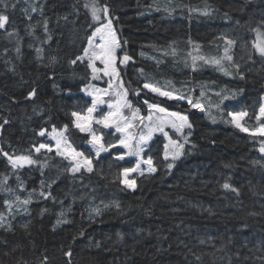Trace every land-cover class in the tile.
I'll return each mask as SVG.
<instances>
[{
  "label": "trees",
  "instance_id": "16d2710c",
  "mask_svg": "<svg viewBox=\"0 0 264 264\" xmlns=\"http://www.w3.org/2000/svg\"><path fill=\"white\" fill-rule=\"evenodd\" d=\"M98 2L109 8L120 56L133 58L118 67L128 101L142 117L149 113L144 101L187 116L191 135L187 129L184 136L190 139L169 169L165 140L156 138L150 147L156 173L139 178L134 191L122 183L133 161L115 159V151L98 159L87 154L93 171L77 173L55 152L34 154L53 127L67 125L71 147L86 155L90 136L74 127L71 113L92 72L77 57L105 22L92 20L90 0H4L0 15L9 21L0 29V149L31 153L39 162L14 170L0 153V180L7 176L14 190L0 191V211L10 197L31 194L25 221L11 218L10 230L0 227V264H264V136L249 133L259 126L264 98V57L253 48L254 29L264 34V0ZM225 48L232 61L224 58ZM144 83L186 97L200 83L231 92L237 96L232 112L248 113L242 125L249 132L228 120L224 101L215 121L156 96ZM33 89L36 95L27 98Z\"/></svg>",
  "mask_w": 264,
  "mask_h": 264
},
{
  "label": "snow or ice",
  "instance_id": "6c2138e0",
  "mask_svg": "<svg viewBox=\"0 0 264 264\" xmlns=\"http://www.w3.org/2000/svg\"><path fill=\"white\" fill-rule=\"evenodd\" d=\"M0 4H4V7L7 8V4L4 3V0H0ZM86 7H90L91 10V17L94 22H99L102 19L101 13L103 17L106 19V22L103 23L101 26L96 27L95 30L87 37V48L83 50V56L77 57V60L83 62L84 58L86 57L89 61L88 67L91 68L92 71V79H100V76L97 74H102L109 78L108 89H113L112 80L116 79L118 81L116 85L115 91L109 90H101L95 88L93 85H89V88L92 90L87 91V94L92 97L91 106L86 109V114L82 115L80 112H72L71 115L75 118L74 120V127L79 129L81 133H86L90 136L88 143L95 149V155L98 158L102 152H109L112 148L117 147L116 142H109L105 144L102 142L103 140V133L100 132L99 128H94L93 125L102 126L104 129H114L116 133H121L122 136L118 138V144L123 146V148L128 149L127 152L123 154H118L114 158L117 160L125 159V156H134L137 157V162L135 163L134 167L124 168L122 175L124 179L122 183H124L128 188L135 190L136 183L135 180H129L128 176L130 173L139 172L140 175H144V170L141 169V164L147 165V171L149 173H154L156 168L153 166V162L151 157L149 156L147 159H144L142 153L145 150V146L147 145L148 141L152 138V134L155 131L162 132L165 136H168V133L164 131L165 127H171L177 133L183 135V129L186 127L189 129L188 135H191V128L192 125L188 123L187 116L181 115L177 112H169L167 108L161 107L158 103L149 104L148 101H144L145 104L148 105L150 110V114L145 118L139 116V109L134 108L130 101H128V89L124 87L123 81L120 79V71L117 67V62L121 65H125L128 62L132 61V57L129 56L126 52L122 54V56H118V50L122 49L121 42L117 36L116 29L113 27L112 18H109V8L107 4L100 5L98 0H90V3L86 5ZM36 11L35 8L32 9ZM208 12H205L204 15H208ZM9 17L7 15H0V29H4L5 25L8 23ZM264 23V22H262ZM45 31H47V22L45 21L44 24ZM257 33V40L253 42V48L256 52L261 56L264 57V34H261L260 29H254ZM12 35V33H9ZM48 39H51L49 36ZM98 39V42H97ZM127 42L125 41V44ZM226 43L228 45H234L236 43L235 40L227 39ZM19 52V49H17ZM39 51V50H38ZM228 61H232L233 57L228 55V48H225V57ZM203 59V57H201ZM97 61L102 65V67H97ZM206 63L209 61H205ZM211 63H215L217 65L221 64V60L213 59L210 61ZM73 64L76 63V60L72 61ZM237 70L239 69V65H235ZM223 71L224 69L221 68ZM143 71V70H141ZM241 79L244 77L241 76ZM144 89H149L153 93H157L161 97H167L170 100H184L187 99L188 104L192 105V107L200 108L203 111V107L199 103L193 104V101L190 97H185L184 95H174L172 91H163L159 87L154 86L151 83H144ZM140 91L135 90L134 95H139ZM36 95V90L33 89L28 93L27 98H32ZM105 95H115L119 97V99L114 103H108L107 107L109 111L104 114L102 113L99 117L94 118L93 113L99 110L100 105L104 104L105 101L103 97ZM203 96V92L200 94ZM227 99V97H224ZM129 109L130 115L125 116L123 110ZM152 110L155 113L163 114V115H156L153 116ZM232 116L233 123L237 128L241 131L249 132V129L244 127L241 123V120L248 115L247 112H239V113H229ZM261 117H264V104L260 105L259 108V115L256 117L259 120ZM148 121V124H144L143 126L147 128V134H140L138 137L134 136L129 129L136 127L133 124V121L139 120L143 123L144 120ZM4 124H7L8 121L4 120ZM3 125L0 124V128ZM46 130L40 131L39 135L44 136ZM67 131V125L64 126L63 130L57 131L55 127L52 129L51 138L55 141V153L57 156H60L66 160L70 161L68 171L73 173L80 172L82 168L86 169L87 172L93 171L92 161L84 156L83 152H77L75 149L71 147L67 137L65 136V132ZM188 135L184 136V143L188 142ZM251 135H260L264 136V125H261L258 129L251 132ZM170 143L172 145V152H171V162L168 163L167 167L171 169L175 166V161L178 160L184 153V143H180L177 140H171L169 137ZM264 144V141H262ZM169 145H165V152H164V159H169ZM46 150L48 153H51L54 149L53 146L46 143H41L39 146H34V154H40L41 150ZM261 152H264V147L260 148ZM0 153L4 157L7 158L9 164L12 168L18 169L25 165H34L37 164L39 161L33 159V154H21V155H10L8 152H3L0 149ZM44 166L47 167V162L45 161ZM7 179L8 177L5 176L2 180H0V191L4 192H13L14 190L7 186ZM19 180V177H17ZM43 186V182H42ZM22 187V185H21ZM224 188H230L231 186L227 183L223 185ZM233 191H237L236 189H232ZM40 195L44 198H47L51 195L50 192L45 193L41 192ZM16 203L18 205L26 206L30 203L31 194H29L28 199L21 200L19 196H16ZM8 206L9 213H11L12 205L11 202L5 201ZM118 206V205H117ZM27 209L25 208V211ZM98 211V210H97ZM4 216L0 214V227H4L3 224ZM63 221L57 220V224L62 223ZM8 229H11V225L9 224ZM66 255H71V252L66 253ZM47 258L45 257V261Z\"/></svg>",
  "mask_w": 264,
  "mask_h": 264
},
{
  "label": "rangeland",
  "instance_id": "374dc122",
  "mask_svg": "<svg viewBox=\"0 0 264 264\" xmlns=\"http://www.w3.org/2000/svg\"><path fill=\"white\" fill-rule=\"evenodd\" d=\"M101 16H103L102 13H101ZM99 22H101V23L106 22V19L103 17ZM99 22H96V23H99ZM113 27H114V25H113ZM117 36H118V34H117ZM118 38H119V36H118ZM97 42H98V39H97ZM120 53H121V49L118 50V56H120ZM84 60L88 61V59L86 57L84 58ZM130 62H128L125 65H121L119 63V61H118L117 62V67H119V66L120 67L128 66L130 64ZM96 63H97V67H102V65L99 63V61H97ZM221 66H222V64H220V67ZM97 75L100 76V79H96V80L92 79L90 85H93V86H95V88H98V89H101V90H109L108 89L109 78L106 77V76H103L102 74H97ZM117 83H118V81L116 79H113L112 80L113 89H110L109 91H115ZM195 87L194 88L196 90L195 91H192V95L191 96H188V97H190L192 99L193 104L199 103L203 107V109H204L203 111H201L200 108L192 107V105L188 104L187 99H184V100H170L167 97H164V98H166V99H168L170 101H174L177 104H182L183 103V104L189 105V106H191L192 110L195 109L196 111H198V112L206 115L208 118H211V119H213V117L215 116L214 111L220 110L221 109V106H223L222 101H224L227 104L226 105L228 107L227 110H229L230 113H233L232 112L233 107H232L231 104H232V101L236 99V97H237L236 95H234V97H233V94L231 92H229V93L226 94V93H224L223 91H221L219 89L211 88L208 85H203V83L197 84ZM87 89L89 91L92 90L89 87ZM146 90L150 91L149 89H146ZM180 92L181 91H179V93L173 92V94L174 95H183V92L182 93H180ZM201 92H203V96L200 95ZM154 94L156 96H159L157 93H154ZM82 95H83V97H82L83 101L81 99H78L77 100V104H78V110H77V112H80L82 115H84V114H86V109L91 106L92 97L89 96L87 94V91H85V90L83 91ZM224 97H227V99H224ZM127 98H128V96H127ZM103 99H104L105 103L102 104V105H100L99 110L97 112H94L93 113L94 118L99 117L102 113L106 114L109 111V109L107 107V104L108 103H114V102H116L119 99V97H117L115 95H105L103 97ZM262 104H264V98L262 100ZM145 105H147V104H145ZM146 107L149 110L148 106H146ZM128 111H130V110L129 109H124L123 110L125 116H128L127 115ZM168 111L169 112H173V111H170V110H168ZM177 113H179V112H177ZM221 113H222V110L219 111V113H217V115L218 114H221ZM149 114H150V110H149V113L145 116V118ZM152 114H153V116L163 115V114L155 113L154 110H152ZM181 115H183V114H181ZM139 116H141V115L139 114ZM216 116L214 117V120L215 121L218 119V118H216ZM228 120H230L233 123L232 116H229ZM242 120H241V123H242ZM257 123H259V126L257 128H255V130L258 129L261 125H264V117H261L259 120H257ZM133 124L136 125V127L132 128V129H129V131L134 136H137L138 137L140 134H144V135L147 134V128H145L143 126L144 124H148V121L146 119L143 121V123H141L139 120H135V121H133ZM93 127L100 129V132H98V135L101 132L103 133V140H102L103 143H105V144H108L109 142H116L117 143V147L116 148H112L110 151H115V154H117V155L118 154H123V153H125V152L128 151V149H125V148H123V146H121V145L118 144V138L122 136L121 133H116L114 131V129H104V128H102V126L95 125V124L93 125ZM187 129L188 128H186V127L183 129V135H181L180 133H177L170 126L169 127H165V129H164V131L168 133V136H165L162 132H159V131L153 132L152 138L148 141L147 145L145 146V150L142 153V156L144 157V159H147L149 156L152 159V152L150 150V147H151L153 141L156 138L163 137L164 140H165V145L166 144L169 145L168 151H169V154L170 155H169V159L167 160V162L170 163L171 162L172 145L170 143L169 137L171 138V140H174L173 137H172V134H171L173 132V133H175V135H177V137H180V141L179 142L180 143H184V132ZM249 133L251 134V132H249ZM45 137H46V141H47L46 144L52 145L53 146V149H54L55 141L51 138V134L45 135ZM189 139H190V137L188 136V141H189ZM187 144H188V142L187 143H184V148H185V146ZM43 151H46V150H43ZM183 151H184V149H183ZM52 152H55V149ZM105 153H107V152H102L99 155V157L103 156ZM87 154H92L93 157H95L96 159L99 158V157L98 158L96 157V155H95V149L92 148L91 145H89V148H88L87 153H86L85 156H87ZM182 156L178 160H176L175 163L177 161H179L182 158ZM126 157H128L129 159H131L133 161L131 163V167H134L135 166V163L137 162V157H134V156H125V158ZM152 162H153V159H152ZM25 166H27V165H25ZM153 166H154V164H153ZM82 169H84V168H82ZM141 169L144 170V175H140L139 172H136V173H130L129 176H128V179L129 180H135L136 187H137V181H138L139 178H141V177H143L145 175H148V174H151L152 175V174H155L156 173V171L154 173H149L147 171V165L146 164H143V163L141 164ZM84 170H86V169H84ZM123 179H124V177H123ZM136 187H135V189H136ZM126 188H128V187L126 186ZM128 189L131 190V191H134L133 189H130V188H128ZM15 198H16V196H12L8 200L9 202H11V205H12L11 213H9L8 206H7L6 203H5V211L6 212L3 213L2 211H0V214H2L4 216V220H3V224L4 225H9L12 222V219L11 218L14 219L16 217H20L21 218L19 220V222H24L25 221V216L28 213V207H27V205L26 206L18 205L16 203V199ZM20 199L23 200L22 198H20ZM25 208L27 209L26 211H25Z\"/></svg>",
  "mask_w": 264,
  "mask_h": 264
},
{
  "label": "bare ground",
  "instance_id": "6f19581e",
  "mask_svg": "<svg viewBox=\"0 0 264 264\" xmlns=\"http://www.w3.org/2000/svg\"><path fill=\"white\" fill-rule=\"evenodd\" d=\"M4 29H5V28H4ZM4 29H3V30H4Z\"/></svg>",
  "mask_w": 264,
  "mask_h": 264
}]
</instances>
